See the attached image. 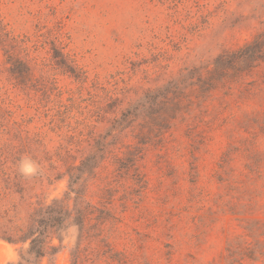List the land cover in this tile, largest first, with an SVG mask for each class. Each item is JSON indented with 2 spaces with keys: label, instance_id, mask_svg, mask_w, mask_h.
I'll use <instances>...</instances> for the list:
<instances>
[{
  "label": "rangeland",
  "instance_id": "rangeland-1",
  "mask_svg": "<svg viewBox=\"0 0 264 264\" xmlns=\"http://www.w3.org/2000/svg\"><path fill=\"white\" fill-rule=\"evenodd\" d=\"M263 29L264 0H0V233L63 198L106 136L82 240L41 264H264V62L189 88L167 128L111 130ZM28 246L0 239V264Z\"/></svg>",
  "mask_w": 264,
  "mask_h": 264
},
{
  "label": "trees",
  "instance_id": "trees-1",
  "mask_svg": "<svg viewBox=\"0 0 264 264\" xmlns=\"http://www.w3.org/2000/svg\"><path fill=\"white\" fill-rule=\"evenodd\" d=\"M261 62H264V29L252 42L239 50L218 56L207 78L200 71L192 70L182 73L161 88L147 92L123 112L111 130L116 127L130 128L135 122H142L150 129L167 128L178 117L179 99L189 88L210 90L229 74L249 71ZM110 134L111 132L107 134V138ZM105 138L106 136L97 142L93 154L86 157L80 166L70 170L68 191L63 198L55 199L51 204L40 205L33 213L30 224L18 236L0 233V239L9 243L29 244L28 249L21 252L19 261L12 264H41L44 258L56 255L59 248L52 245L50 240L56 237L62 242L63 234L72 227L79 229L78 242L82 240L90 208L85 202L82 180L86 174H93L108 154L109 144Z\"/></svg>",
  "mask_w": 264,
  "mask_h": 264
}]
</instances>
